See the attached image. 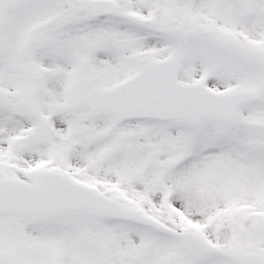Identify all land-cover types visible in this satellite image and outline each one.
I'll list each match as a JSON object with an SVG mask.
<instances>
[{
	"label": "snow or ice",
	"instance_id": "snow-or-ice-1",
	"mask_svg": "<svg viewBox=\"0 0 264 264\" xmlns=\"http://www.w3.org/2000/svg\"><path fill=\"white\" fill-rule=\"evenodd\" d=\"M0 264H264V0H0Z\"/></svg>",
	"mask_w": 264,
	"mask_h": 264
}]
</instances>
